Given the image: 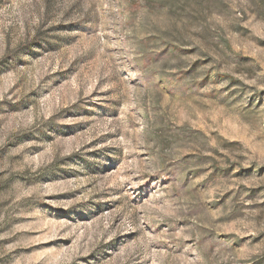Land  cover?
I'll list each match as a JSON object with an SVG mask.
<instances>
[{
    "label": "rangeland",
    "instance_id": "374dc122",
    "mask_svg": "<svg viewBox=\"0 0 264 264\" xmlns=\"http://www.w3.org/2000/svg\"><path fill=\"white\" fill-rule=\"evenodd\" d=\"M0 264H264V0H0Z\"/></svg>",
    "mask_w": 264,
    "mask_h": 264
}]
</instances>
